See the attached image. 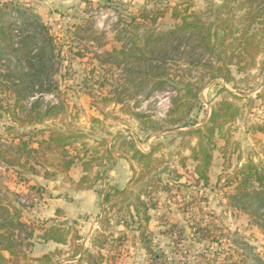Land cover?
Segmentation results:
<instances>
[{"label": "rangeland", "instance_id": "rangeland-1", "mask_svg": "<svg viewBox=\"0 0 264 264\" xmlns=\"http://www.w3.org/2000/svg\"><path fill=\"white\" fill-rule=\"evenodd\" d=\"M211 4L219 5L221 0H79L60 10L53 9L43 16L19 3L9 7L11 16L8 20L13 24L16 45L21 46L20 34L29 35L33 32L27 23L24 25L23 20L35 16L48 30L56 48L54 96H59L65 107L64 112L48 125L88 134L91 144L102 138L110 139L111 134L120 132L139 138L140 148L145 150L149 142L162 145L160 156L164 164L154 173L159 184L150 190L153 199L161 203V208L153 216L162 227L149 228L148 225L143 231L134 230L136 232H130V238L126 234L121 243L117 239L124 234L116 232L109 237L116 243L101 251L96 247H92V250L88 247L87 255L93 254L95 264H264V210L260 214L262 217H259L232 207L230 196L234 194L237 184L224 187L227 176L233 175L236 166L245 164L249 159L264 168V132L255 137L257 131L252 130L253 126H264V75L257 68L238 73L233 67L232 74L236 80L233 84L224 85L220 81L206 84L197 107L189 116V123L195 122L197 127L202 126L209 119L213 104L227 96L226 92L218 94L222 87L241 98L236 102L242 116L231 125L229 133L232 144L229 151L233 155L224 165L221 149L226 142L218 139L208 173V186L195 184V164L192 161H186L185 168L180 164L182 157L190 155L184 145L191 139L179 136V127L166 125L162 121L174 95L172 89L152 93L149 83L141 84V88L138 87L139 83L130 84L126 87H129L130 95L124 103V111L121 107L113 109L109 104H101L99 108H104L108 114L107 119H104L99 110L92 108L93 102H100L98 98L93 100V95L106 96L115 89L122 90L127 68L139 66L133 59L114 51L119 52L125 47L128 49L132 45L131 40H135L138 49H142L148 37L162 36L173 30L178 24V20L172 17L176 9L188 8L189 13H204ZM144 15H148L147 19H144ZM153 19L156 20L155 24ZM193 45L191 40L190 47ZM163 46L164 42L156 44L155 51L158 52ZM188 48L187 45L182 46L175 55L172 51L165 67L171 72L187 76L188 72H184L188 68L185 60L189 58L188 55L183 57L181 53ZM112 53V57L107 55ZM136 54L139 55V52ZM198 58H201L199 54ZM1 69V74H5L7 67L3 64ZM54 96L43 97H46L47 103H53L58 100ZM0 98L4 100L5 106L13 104L14 97L10 94L8 84L1 80ZM130 113L146 114L153 120L138 119ZM98 119L100 122L96 121ZM143 122L145 125H142ZM156 125L164 126L163 131L154 134L152 126ZM143 126L148 127L147 132L140 130ZM10 127L8 119L0 118V137L10 131ZM230 164L232 167L226 169ZM170 172H177L182 178L174 181L176 178L169 177ZM223 172V179L218 185ZM40 182L45 186L41 191L42 198L32 204L31 201L37 196L28 194L29 187L20 182L12 170L0 168V203L18 204V199L29 202L26 212L35 223L28 221L27 224L35 228L46 223L49 225L52 221L49 217L52 214V200L59 198V192L71 185L62 179L48 184ZM100 186L101 189L97 190L104 191L103 185ZM168 198H171L170 202ZM170 229L176 233L170 235ZM202 230L209 231L205 233L208 235L205 241L200 240ZM194 231L197 234L199 232V235L196 236ZM98 234H105V231L102 229V232H98L93 241ZM149 238L151 243H148ZM34 242L27 251L30 264H38L32 261V256L47 250L38 242V238ZM81 243L85 245V242ZM77 246L81 245L55 249L57 255L53 258V264H78ZM21 263L24 264V261Z\"/></svg>", "mask_w": 264, "mask_h": 264}, {"label": "trees", "instance_id": "trees-1", "mask_svg": "<svg viewBox=\"0 0 264 264\" xmlns=\"http://www.w3.org/2000/svg\"><path fill=\"white\" fill-rule=\"evenodd\" d=\"M10 6L11 4L0 0V80L8 84L10 94L14 97L13 104L6 106L0 98V118L11 122L10 131L3 133L6 138L0 137V168L12 170L17 179L28 186L35 178L67 176L80 161L84 175L75 183L76 189L91 190L105 180L108 170L105 161L109 159L112 150L119 148L137 164L138 171L134 170L133 178L125 189H114L104 194L101 226L107 236L98 234L92 241V247L99 250L112 247L116 242H112L109 237L113 235L114 227L129 228L136 225V230L143 231L151 221L149 212L158 207V202L153 199L150 190L159 184L154 173L164 164L160 156L162 145L154 144L151 151L145 153L132 136L124 134L113 136L112 142L108 138H102L91 144L88 134L48 125L64 112L65 107L63 100L54 96L56 48L48 30L35 16L23 20L24 25L27 23L33 32L29 35L20 34L21 46L16 45L13 24L8 20L11 16L8 12ZM143 17L147 19L148 15ZM172 17L178 20L175 28L165 35L148 37L144 48L138 49L135 40H131L132 45L128 49L125 47L119 52L114 51L133 59L139 66L127 68L126 82L122 90L115 89L106 96L93 95V100L98 98L100 102H93L92 108L99 110L104 119H107L108 114L104 112V108H99L101 104H109L113 109L121 107L124 111V103L130 95L129 87H126L130 84L139 83L140 87L141 84L149 83L152 93L172 89L174 95L171 108L162 121L166 125L179 127L181 132L178 135L191 139L184 145L190 155L182 157L180 164L185 168L186 161H192L195 164V184L208 186V173L213 153L217 150V140L226 142L221 149L224 165L233 155L229 151L232 145L229 133L231 125L242 116L241 108L236 102L241 98L222 87L218 94L226 92L227 96L213 104L209 119L202 126L197 127L195 122L189 123V116L197 107L206 84L220 81L229 85L236 81L232 74L233 67L238 73L257 68L264 75V0H221V4H211L204 13H189L188 8H184L176 9ZM152 22L155 24L156 20L153 19ZM191 40L194 42L192 48ZM162 42L163 48L156 52V44ZM184 45L189 47L181 53L183 57L188 55L189 58L185 60L188 64L184 71L188 72L187 76L171 72L165 67L167 57L172 51L174 55L178 54ZM198 54L201 58H198ZM107 55L112 57L113 53ZM3 64L7 67L5 74H1ZM44 95H52L58 100L47 103ZM130 115L138 119L153 120L146 114ZM96 121L100 122L99 119ZM142 125H145L144 122ZM143 127L140 130L147 132L148 127ZM163 127L152 126V132L159 133L163 131ZM252 130L264 132V126H253ZM231 167L230 164L226 169ZM168 174L172 179L176 178L174 181L182 178L177 172ZM223 176L224 172L219 176L218 185ZM235 183L237 186L234 194L230 196L231 206L251 216L262 217L263 166L252 159L236 166L233 175L227 176L224 187ZM28 187V194H37L40 201L43 187ZM18 202L12 205L0 203V264H22V260L24 264H30L27 251L38 228L22 221L23 214L29 207L20 203V199ZM39 229L43 231L41 239L44 241L61 245L71 242L77 245V241L81 239L65 223ZM208 232L206 230L200 234L201 241L208 238L205 235ZM168 233L173 235L176 232L170 229ZM194 233L199 235V232ZM123 234L117 239L119 243L126 238V234ZM148 243H151L150 238ZM75 250L76 256L81 255L78 264H95L93 254L87 255V251L81 254L82 246H77ZM3 253H8L10 257H5ZM56 255V252H52L32 261L53 264Z\"/></svg>", "mask_w": 264, "mask_h": 264}, {"label": "crops", "instance_id": "crops-1", "mask_svg": "<svg viewBox=\"0 0 264 264\" xmlns=\"http://www.w3.org/2000/svg\"><path fill=\"white\" fill-rule=\"evenodd\" d=\"M9 4H22L27 8L32 9L35 14L43 16L49 11L53 9L60 10L63 6H70L76 3L79 0H3ZM103 119V118H99ZM117 134H124L126 133H117ZM117 134L110 135V142L113 141V136ZM262 133L257 131L254 134L255 137L261 135ZM148 137V136H147ZM150 137V136H149ZM148 137V138H149ZM133 138L137 141V144L140 148V141L136 136ZM154 144L149 142L147 150L140 148L145 153L151 151L152 146ZM105 166L108 167V170L105 174L104 184L99 182L98 185L91 189V190H78L76 189L75 183L79 182L80 179L84 175L83 165L82 162L78 161L74 167L70 170L67 176H57L52 179H44L42 177L35 178L28 186L38 185L41 187H45L44 184H41L40 181L45 182L48 184L49 182L53 183L54 181H58L62 179L64 183H69L68 188L62 189L60 193V197L56 200H52V205L50 206V210L52 211L51 216H49L52 221H50L49 225L46 223L44 226H39L36 229L33 239L30 240V248L33 247V243L35 238H38V242H41L42 246L46 247L47 250L39 255H33L34 259L41 258L44 255L50 254L55 252L54 250L57 248H73L75 244L68 242L66 245L57 244L53 241H44L41 239L43 231L39 228H47L50 227L52 224H63L65 223L67 226L72 228V232H76L80 237V241H77L78 244L82 246L81 254L84 252H88L89 248L92 250V241L94 236L98 232H102L101 220L103 217V210H104V194L108 191H112L114 189L123 190L125 189L134 175V170L138 171V166L136 163L130 160V157L127 154H124L123 151L116 148V150H112L109 159L105 161ZM59 177V178H58ZM100 185H103V190L101 189ZM97 191L99 193H97ZM168 192V191H167ZM169 202L171 198H168ZM161 208V203L159 201L158 207L154 210L149 212L151 217V221L149 223V228H161L162 226L157 221L158 219H154V214ZM43 213V212H41ZM28 212H24L22 221L28 223H35L34 221L30 220ZM161 226V227H160ZM136 225L133 227L125 228V227H114L112 232L113 236L117 232L118 234H129L130 232L135 233ZM127 237L130 238L128 235ZM81 242H85V245ZM29 248V250H30ZM88 248V249H87ZM148 249V248H147ZM28 250V252H29ZM149 250V249H148ZM27 252V253H28ZM3 255L9 258L8 253H3ZM81 255L77 256L76 258L80 259Z\"/></svg>", "mask_w": 264, "mask_h": 264}, {"label": "built area", "instance_id": "built-area-1", "mask_svg": "<svg viewBox=\"0 0 264 264\" xmlns=\"http://www.w3.org/2000/svg\"><path fill=\"white\" fill-rule=\"evenodd\" d=\"M170 108H171V102L168 103V107H167V109H166V111H165V116H166L167 113L169 112ZM164 118H165V117H164ZM31 194H35V193H31ZM31 194H29V195L31 196ZM35 195L37 196V194H35ZM28 199H29V198H28ZM29 200H30V199H29ZM34 201H37V202H38V196L35 197V199H33V200L31 201V203L33 204ZM20 203H22V204L25 205L26 207L29 206V204H28L29 202H27V201L24 200V199L20 200ZM33 206H34V205H33Z\"/></svg>", "mask_w": 264, "mask_h": 264}]
</instances>
